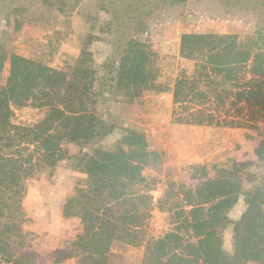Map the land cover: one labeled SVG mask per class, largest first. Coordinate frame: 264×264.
<instances>
[{
    "label": "rangeland",
    "instance_id": "obj_1",
    "mask_svg": "<svg viewBox=\"0 0 264 264\" xmlns=\"http://www.w3.org/2000/svg\"><path fill=\"white\" fill-rule=\"evenodd\" d=\"M212 32L234 34L240 41L264 34V0H0V56H8L0 95L9 99L13 124L32 128L43 121L54 91L67 84L75 82L81 93L73 96L71 118L55 131L67 152L62 161L26 180L24 208L32 218L25 208L22 233L31 264H86L87 251L107 247L105 264H158L174 255L178 260L202 256L197 224L220 200L193 203L208 180L223 178V191L240 195L230 216L242 217L246 195L259 185L264 188V112L246 109L250 122L242 128L199 124L213 111L225 117L230 106L222 102L236 100L237 92L218 102L212 98L218 106L207 102L199 105V112L196 103L175 104L173 98L178 77L192 76L207 59L206 54L184 56L182 36ZM132 40L153 53L158 82L170 91H117L119 61ZM14 54L26 59L28 71L13 94L9 78ZM80 60L84 66L77 68ZM76 69L91 70L92 88L84 78L74 77ZM81 112L95 115L94 134L80 130L76 117ZM177 133L200 138L183 145ZM139 135L153 154L143 169L144 182L123 191L116 182L86 172V155L127 150ZM17 146H5V153L12 154ZM42 180L43 196L38 191ZM99 214L111 219V225L98 229L94 217ZM67 219L71 232H77L72 244L66 240ZM52 221L56 223L50 229ZM47 226L55 233L53 239L44 233ZM86 232L94 242H88ZM99 232L103 237L98 241ZM57 238L63 246H56ZM226 246L233 251L230 231Z\"/></svg>",
    "mask_w": 264,
    "mask_h": 264
},
{
    "label": "trees",
    "instance_id": "obj_2",
    "mask_svg": "<svg viewBox=\"0 0 264 264\" xmlns=\"http://www.w3.org/2000/svg\"><path fill=\"white\" fill-rule=\"evenodd\" d=\"M261 40H264L261 32L257 33L256 38L251 37L245 41H240L234 34H184L181 39L182 54L188 58L206 54L207 59L197 65L192 76L183 73L178 77L173 92L174 103H196L195 109L199 112L202 110L198 108L199 105L209 102L215 106L212 98H216L218 102L223 99L224 94L230 96L236 91V100L229 97V102H222L223 107L230 106L225 117L218 116L219 113L213 111L207 114L206 122L199 124L247 127L250 119L245 114L246 109L253 113L256 110L264 112V45L259 44ZM82 54L86 56V51ZM7 59L5 53L0 56V75ZM25 63L26 59L19 55L10 57L9 88L13 94L28 71ZM82 63L83 60H80L77 68L83 67ZM92 76L90 69H76L74 73L75 78L86 80L88 88H92ZM115 88L118 92L138 89L164 93L171 90L166 84L158 82L153 53L143 43L135 40L127 45L120 58ZM84 91L88 92L85 89ZM77 93L80 90L75 82L54 91V103L49 107L47 117L32 128L13 124V110L9 99L0 95L1 264H31L24 252L25 236L22 233L28 218L24 208L28 191L26 180L46 169L54 170L67 153L55 131L59 123L71 118L73 111L70 106L73 105V96ZM96 121L95 115L90 112H81L76 117V122L84 133L94 134L98 126ZM17 143L19 146L12 154L5 153V146L13 147ZM128 147L127 150L118 149L116 152L96 150L93 155H86V172L104 176L108 182H116L123 191L144 182L143 169L153 154L148 151L147 142L141 135ZM242 165L244 164H236V167ZM224 182L226 181L223 178L204 182L200 200L193 202L197 204L206 200L218 201L220 198L214 204V209L208 211L197 224L202 256L186 255L178 260L174 255L166 262L158 260V264H249L251 261L264 264V188L259 185L246 195L245 212L239 220H233L230 214L240 195H227V191H223ZM110 210L112 209H106L107 212ZM64 212L67 213L66 208ZM94 219L98 229L105 226L107 228L112 222L105 214H99ZM93 228L87 227L86 231H93ZM228 231L231 233L233 251L226 246ZM100 233H97L98 241L103 237L99 238ZM85 238L88 242H94L87 232ZM104 250L87 251L85 263L105 264L109 247Z\"/></svg>",
    "mask_w": 264,
    "mask_h": 264
},
{
    "label": "crops",
    "instance_id": "obj_3",
    "mask_svg": "<svg viewBox=\"0 0 264 264\" xmlns=\"http://www.w3.org/2000/svg\"><path fill=\"white\" fill-rule=\"evenodd\" d=\"M264 120H262L261 122H263ZM186 131H187V133H190L187 129H186ZM177 136H178V138L180 139V142L181 143H183V145L184 144H186L187 145V142L188 141H190V143H191V140H194L195 141V139L196 138H200V136L198 135V134H192V135H189V134H186V135H180V134H176ZM203 138H207L206 136H203ZM208 139V138H207ZM206 139V140H207ZM183 156H188V155H186V154H184ZM180 161V160H179ZM181 162V161H180ZM45 187H46V183L42 180L41 181V183H39V185H38V191H40L41 192V196H43V195H45ZM29 193V192H28ZM25 208H26V211L28 212V209H27V207L25 206ZM63 208H60V210L63 212V210H62ZM47 212V211H46ZM50 216H51V214H52V212L51 211H49V212H47ZM63 214V213H62ZM28 215H29V212H28ZM30 216V215H29ZM31 217V216H30ZM32 218V217H31ZM60 219H61V216H60ZM68 220L69 219H67L66 220V224L64 225V226H66L67 228H68V237H67V242L68 243H70V244H72V243H74V241H75V236H76V234H77V232H75L74 231V229H73V231L71 232V230H72V227L70 226V223H68ZM55 223L56 222H51V223H49V227H50V229H52V228H54L55 227ZM59 227H61V226H59ZM48 232H50V234H47V235H49V239H50V237H51V239H53L52 238V234H55V233H52L53 231H51V230H49V228H48V226H47V228H46V231H44V233H48ZM57 244H56V246H58V244L59 245H61V246H63L64 245V242H63V240H58V238H57ZM54 243V240H52V242H51V244H53ZM50 244V245H51ZM55 244V243H54Z\"/></svg>",
    "mask_w": 264,
    "mask_h": 264
}]
</instances>
